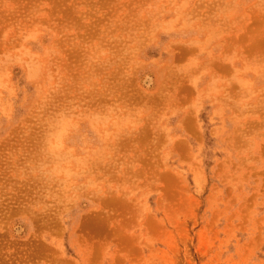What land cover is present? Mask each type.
Returning a JSON list of instances; mask_svg holds the SVG:
<instances>
[{"label":"rangeland","instance_id":"obj_1","mask_svg":"<svg viewBox=\"0 0 264 264\" xmlns=\"http://www.w3.org/2000/svg\"><path fill=\"white\" fill-rule=\"evenodd\" d=\"M0 264H264V0H0Z\"/></svg>","mask_w":264,"mask_h":264},{"label":"bare ground","instance_id":"obj_2","mask_svg":"<svg viewBox=\"0 0 264 264\" xmlns=\"http://www.w3.org/2000/svg\"><path fill=\"white\" fill-rule=\"evenodd\" d=\"M146 81L148 82V80H146ZM147 84H148V83H147ZM58 152H59V151H58ZM58 152H57V153H58ZM54 153H55V152H54ZM86 155H87V154H86Z\"/></svg>","mask_w":264,"mask_h":264}]
</instances>
